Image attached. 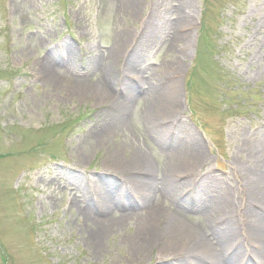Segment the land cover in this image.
Returning a JSON list of instances; mask_svg holds the SVG:
<instances>
[{"label":"rangeland","instance_id":"1","mask_svg":"<svg viewBox=\"0 0 264 264\" xmlns=\"http://www.w3.org/2000/svg\"><path fill=\"white\" fill-rule=\"evenodd\" d=\"M184 1L193 16L175 24ZM150 21L153 39L143 45ZM173 35L179 39L168 43ZM118 36L107 76L96 62ZM51 68L68 81L107 87L115 100L54 91L43 78ZM170 82L178 109L159 117L169 119L158 137L141 101ZM116 101L128 104L124 112L113 108ZM103 128L111 134L97 143ZM193 144L205 163L164 185L168 151ZM133 151L149 166L127 172L111 158ZM263 166L264 0H0V264H159L157 247L141 261L128 256L122 239L132 232L129 220L100 243L92 239L93 219L103 215L87 187L112 193L116 186L107 214L121 215L138 211L126 179L152 181L163 189L161 206L203 225L206 199L232 205L236 215L260 211L240 190ZM184 181L189 191L179 198L176 184Z\"/></svg>","mask_w":264,"mask_h":264},{"label":"bare ground","instance_id":"2","mask_svg":"<svg viewBox=\"0 0 264 264\" xmlns=\"http://www.w3.org/2000/svg\"><path fill=\"white\" fill-rule=\"evenodd\" d=\"M136 3H133L135 13L138 12L137 8L139 6L136 7ZM179 8L175 24L188 22L193 16L190 4L184 1V5ZM149 23L142 40L143 45L149 44L153 39L151 32L153 22L150 21ZM119 36L107 53V57L100 55L96 62L101 72L107 76H110V71H112V61L110 62L109 59L114 58L115 53L121 47ZM180 38L184 40V45L180 49L181 53H184L188 48L189 35L185 34ZM177 39H179L178 36L173 35L168 43L175 42ZM136 55L138 58L139 55ZM172 59L174 60V57ZM173 60L166 63V67L165 64L162 67L169 70ZM37 64L41 67L43 66V63L38 62ZM43 78L48 81L54 91L64 89L73 96L81 95V97H90L94 100L107 101V103L115 100L107 87L89 86L86 85L85 81L73 78L71 79L72 81H68L64 71L52 68L49 70L44 69ZM161 87H152L148 97L141 101L142 104L148 103L147 105L151 106L150 108L148 106L144 108L146 111L144 116L145 120L149 122V128H155L153 130L154 132L157 131L158 137L159 133H162L160 130L164 126V121L169 119H159V117L170 116L178 109L176 104L178 87L175 82H170L166 85L162 84ZM127 106V103L118 101L113 104V108H118L122 112ZM175 116L176 114L172 117ZM110 134L111 130L106 128L96 132L97 143L105 144ZM167 154V157L172 162L170 166L168 165L167 170L170 175L160 181L169 187H171L169 176L174 175V178H180L186 173L184 172L186 168L196 166L202 160V164H204L206 160L202 150L198 149L195 144L192 145L190 150H186L183 146L172 147ZM111 158L122 160L127 172H132L135 168H146L150 164L144 158V153L140 151H133L132 156L126 155V157L119 152H112ZM132 167L134 168L132 169ZM132 178L128 177V180L126 179V187L130 191L128 198H131L132 202L138 206L137 212H126L116 215L113 211L107 214L109 204L115 203L116 200V195L114 196L116 186L113 188L112 193H103L99 187L97 189L95 187L94 189L87 187L86 193L88 195L89 193L90 195L92 194L94 201L100 207V213L103 215V218L93 219L91 233L94 241L100 243L110 233L114 234L121 230L129 220L133 229L129 235L126 233L122 242L126 244L128 256L131 259L136 258L141 261L144 257H147V252H150V249L157 247L156 259L160 261L159 264H186L185 261L188 259L194 262L193 264H264V166L261 169H253L246 177L244 186H242L243 190L240 187V195L244 199L250 200L247 202L255 204L260 211L241 213L238 216L232 210V205L226 207L221 205L220 202L216 203L214 199H206L201 207L204 212L205 223L203 225L189 224L182 220L178 212H169L168 210L170 209L161 206L159 201L160 197L164 195L161 192L163 189L161 190L155 184L151 185L152 181L148 185V181L140 179H133V181ZM176 185V191L180 190L178 197L182 198L185 196L186 190L189 191L188 186L190 185L185 183V181ZM161 201L164 200L162 199ZM211 213L220 215L221 218H219L220 221L218 223L211 221ZM241 235L248 238V246L243 244ZM249 253L251 256H249Z\"/></svg>","mask_w":264,"mask_h":264}]
</instances>
